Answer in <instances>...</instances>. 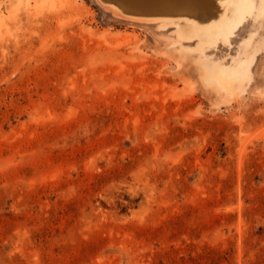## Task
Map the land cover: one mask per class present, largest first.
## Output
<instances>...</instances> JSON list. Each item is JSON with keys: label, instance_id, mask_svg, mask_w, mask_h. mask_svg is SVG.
Instances as JSON below:
<instances>
[{"label": "rangeland", "instance_id": "1", "mask_svg": "<svg viewBox=\"0 0 264 264\" xmlns=\"http://www.w3.org/2000/svg\"><path fill=\"white\" fill-rule=\"evenodd\" d=\"M240 10L0 0V264H264V0Z\"/></svg>", "mask_w": 264, "mask_h": 264}, {"label": "water", "instance_id": "2", "mask_svg": "<svg viewBox=\"0 0 264 264\" xmlns=\"http://www.w3.org/2000/svg\"><path fill=\"white\" fill-rule=\"evenodd\" d=\"M119 7L127 16H193L200 21L219 11L217 0H102Z\"/></svg>", "mask_w": 264, "mask_h": 264}, {"label": "bare ground", "instance_id": "3", "mask_svg": "<svg viewBox=\"0 0 264 264\" xmlns=\"http://www.w3.org/2000/svg\"><path fill=\"white\" fill-rule=\"evenodd\" d=\"M219 11L212 18L206 21L197 20L193 16H155V17H134L139 19H165V20H185L197 25V27L204 29L206 32H225L229 27H238L237 21H234L230 16V9L233 4L237 5L244 14L243 8L246 6L248 0H217ZM133 17V16H131Z\"/></svg>", "mask_w": 264, "mask_h": 264}]
</instances>
